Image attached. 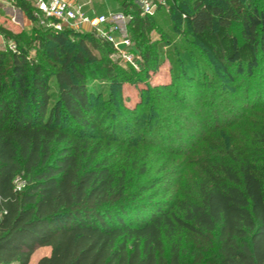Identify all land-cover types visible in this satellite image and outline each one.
I'll use <instances>...</instances> for the list:
<instances>
[{
	"label": "trees",
	"instance_id": "trees-1",
	"mask_svg": "<svg viewBox=\"0 0 264 264\" xmlns=\"http://www.w3.org/2000/svg\"><path fill=\"white\" fill-rule=\"evenodd\" d=\"M117 1L130 17L128 36L148 76L164 46L161 40L149 43L148 34L165 7L142 16L136 0ZM168 4V15L185 26L186 41L208 53L230 80L232 69L237 77L264 69V0ZM14 6L32 26L25 34L0 26L15 46L0 50V264H30L39 248L50 253L36 264H264V118L246 147L216 146L210 139L200 147L199 139L186 138L187 148L171 145L167 151L165 140L160 151L158 133L150 135L152 142L124 135L111 143L101 137L92 146V133L104 135L93 117L102 95L88 80L110 82L118 101L119 86L138 74L113 65L107 59L112 46L91 31L46 29L25 0ZM190 52L203 71L192 87L201 95L209 89V74ZM170 64L179 79L177 65ZM261 103L255 114L264 113ZM111 144L115 151L101 155ZM169 172L181 174L169 199L133 204L144 196L154 200L162 186L155 177Z\"/></svg>",
	"mask_w": 264,
	"mask_h": 264
},
{
	"label": "rangeland",
	"instance_id": "rangeland-1",
	"mask_svg": "<svg viewBox=\"0 0 264 264\" xmlns=\"http://www.w3.org/2000/svg\"><path fill=\"white\" fill-rule=\"evenodd\" d=\"M81 3L87 5L84 6V10L88 11L89 15L99 13L108 15L122 9L117 0H82ZM166 4L165 10L161 8L155 16V29L148 34L149 43L161 40L164 45L148 76L141 72L142 60L140 56V60L137 61L140 64L139 70H135L107 55V59L127 75L136 71L137 80L133 83L125 82L119 86L118 101L114 100L116 93L110 82L101 79L88 80L89 88H93L94 91L98 89L95 92L102 95L100 101L96 99L94 101L93 117L95 123L103 129L104 133L103 136L92 133L90 143L93 146V143L102 139L101 137L111 143L109 140L111 137L122 138L124 135L137 142H152L153 138H149L150 135L158 133L162 138L159 141V147H157L160 151L164 149L161 143L165 140L167 151L171 145H174L175 148L180 145L187 148L186 138L199 139L200 147L207 146L206 139L212 140V145L216 144V146L223 142L224 144L235 143L239 147H246L248 141L252 140L258 131L256 128L260 123L258 118L261 120L264 118V113H261L263 110L259 114H255L260 109L255 104L257 101L264 100V69L262 65L253 76L246 74L237 77L232 69L231 75L234 79L230 80L208 53L197 44L186 41L188 33L185 26L181 21L172 19V15H168V0H166ZM187 5L189 6L188 2ZM14 8L20 10L16 6ZM0 17V26L3 25L5 32L10 31L12 34L31 32V28H25L30 25V21L24 15L22 18L24 26L20 24L18 13L10 16L4 10V12L1 11ZM231 32L238 38L240 37L237 25H232ZM77 43L78 41L72 39L71 46L74 52L78 49ZM12 44L13 42L0 33V50ZM190 50L196 52L197 58L203 63L209 74L210 86L208 90H203L204 95H199V92H194L192 88L193 85H196L195 83L201 82L203 71L199 69L196 58ZM36 51L34 48L30 50L31 57H35ZM96 54L101 55L97 52ZM170 60H173L179 69L180 77L177 80L173 78ZM87 67L91 72L92 64H87ZM49 84L52 99H55L57 87L54 78H50ZM261 105L264 104L261 103ZM67 125L69 124L67 123ZM211 128L215 129V132H210ZM146 133L148 135L145 137ZM108 148L109 150L102 149L101 155L115 151L112 150V144ZM114 148L117 149L115 145ZM143 149L140 148V150ZM186 150L184 149V152ZM101 155L98 159H101ZM176 159L182 161L184 158L177 156ZM169 173L162 177L157 173L154 174V176L158 175L155 177L156 179L160 177L162 183V186L157 188L156 194H154V200H149L147 196H144L133 204L141 206L152 201L169 199L170 191L178 189L176 182L181 176L177 172L176 174L175 172ZM49 253V248L37 249L30 264H35L37 258L48 256Z\"/></svg>",
	"mask_w": 264,
	"mask_h": 264
},
{
	"label": "built area",
	"instance_id": "built-area-1",
	"mask_svg": "<svg viewBox=\"0 0 264 264\" xmlns=\"http://www.w3.org/2000/svg\"><path fill=\"white\" fill-rule=\"evenodd\" d=\"M16 0H9L14 5ZM32 8V17L46 29L61 31H91L95 37L112 46L111 59L118 60L135 70H139L138 53L133 49L127 32L130 17L123 12L113 14H91L77 0H25ZM141 15H153L158 6H165L166 0H136ZM25 16V14H24ZM32 26L31 20H29ZM14 50V44L8 46ZM21 186V185H18Z\"/></svg>",
	"mask_w": 264,
	"mask_h": 264
},
{
	"label": "crops",
	"instance_id": "crops-1",
	"mask_svg": "<svg viewBox=\"0 0 264 264\" xmlns=\"http://www.w3.org/2000/svg\"><path fill=\"white\" fill-rule=\"evenodd\" d=\"M81 5H83V6H85L86 4H83V3H81L82 2V0H77ZM87 6V5H86ZM85 6V7H86ZM15 6L14 5H11L10 4V2H9V0H0V13H1V11H3L4 12V10L6 11V13H8L10 16L11 15H13L14 13H18L19 14V19H20V24H21V26L23 25L24 26V23H23V13L20 11V10H16L15 8H14ZM84 7V8H85ZM86 12H88V11H86ZM118 12H122L121 10L120 11H118ZM117 12V13H118ZM89 13V12H88ZM99 14H104V13H99ZM104 15H106V14H104ZM1 18V17H0ZM16 19V18H15ZM25 28H27V29H30L31 28V23H30V25H27ZM40 249V248H39ZM37 251V250H36ZM35 253V252H34ZM34 255V254H33ZM33 255H32V257H33ZM31 257V258H32ZM39 260V258H37L36 259V263H37V261ZM35 263V264H36Z\"/></svg>",
	"mask_w": 264,
	"mask_h": 264
}]
</instances>
